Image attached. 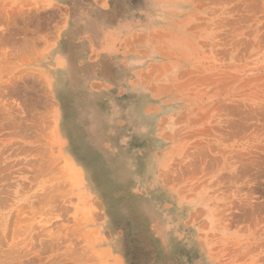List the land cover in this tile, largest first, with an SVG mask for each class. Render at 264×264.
<instances>
[{"label":"rangeland","instance_id":"obj_1","mask_svg":"<svg viewBox=\"0 0 264 264\" xmlns=\"http://www.w3.org/2000/svg\"><path fill=\"white\" fill-rule=\"evenodd\" d=\"M0 264H264V0H0Z\"/></svg>","mask_w":264,"mask_h":264}]
</instances>
